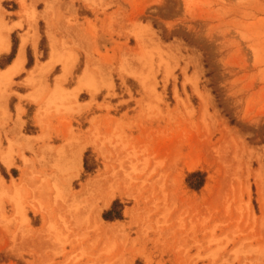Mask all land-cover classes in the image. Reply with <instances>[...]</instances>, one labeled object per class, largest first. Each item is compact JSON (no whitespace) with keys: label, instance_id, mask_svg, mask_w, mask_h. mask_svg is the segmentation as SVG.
<instances>
[{"label":"rangeland","instance_id":"374dc122","mask_svg":"<svg viewBox=\"0 0 264 264\" xmlns=\"http://www.w3.org/2000/svg\"><path fill=\"white\" fill-rule=\"evenodd\" d=\"M0 26V69L27 45L0 264H264V0H0Z\"/></svg>","mask_w":264,"mask_h":264},{"label":"crops","instance_id":"0c3cea01","mask_svg":"<svg viewBox=\"0 0 264 264\" xmlns=\"http://www.w3.org/2000/svg\"><path fill=\"white\" fill-rule=\"evenodd\" d=\"M9 48H10V42L8 43L7 49H5L4 51L0 52V54L3 53V52L8 51ZM26 51H27L26 43L25 42H23V43L21 42V44L19 46V51L17 53L18 56H16L14 58V60L6 68L0 69V72H2L5 75L16 74L17 72H19L20 69L23 66L24 61H25V56H27L26 55ZM19 57H21V59H20V62L18 63L17 60H18ZM36 115H37V112H35V117H36ZM42 134H43V132H40L38 134H33V136H39V135H42ZM10 162H11V164H10V166H11L13 164V161H10Z\"/></svg>","mask_w":264,"mask_h":264},{"label":"bare ground","instance_id":"6f19581e","mask_svg":"<svg viewBox=\"0 0 264 264\" xmlns=\"http://www.w3.org/2000/svg\"><path fill=\"white\" fill-rule=\"evenodd\" d=\"M0 28H3V27H1L0 26ZM1 30V29H0ZM3 30V29H2ZM1 30V31H2ZM0 31V52H2V51H4L5 49H7V46H8V43H9V37H8V32H6L5 31V33L4 32H1ZM23 42H25V41H23ZM20 59H21V57H19L18 58V63L20 62ZM5 156V155H4ZM9 157H11L10 155H9ZM10 159V158H9ZM9 159L7 158V160L8 161H5L6 162V164H7V166H10V161H9ZM6 160V159H5ZM10 162V163H9ZM117 170H119V169H116V171H113V173L115 174V175H117V173L119 172V171H117ZM117 172V173H116ZM4 186H5V181H4V179L0 176V209L2 208V204H3V199H2V194H3V190H4ZM262 194H263V192H262ZM112 196H113V194H112ZM111 196V197H112ZM108 200V199H107ZM106 200V201H107ZM109 202H110V199L107 201V205L109 204Z\"/></svg>","mask_w":264,"mask_h":264},{"label":"trees","instance_id":"16d2710c","mask_svg":"<svg viewBox=\"0 0 264 264\" xmlns=\"http://www.w3.org/2000/svg\"><path fill=\"white\" fill-rule=\"evenodd\" d=\"M14 51H13V53H14ZM204 182H205V174L201 171L192 172L187 177V183L189 184V186L191 188H194V189H200L203 186ZM118 204H119V202L115 201L113 204V207L117 206ZM111 212H112V210L105 213L104 217L106 219L114 218V217L111 218V216H110Z\"/></svg>","mask_w":264,"mask_h":264}]
</instances>
